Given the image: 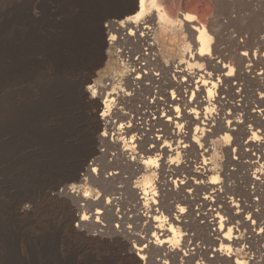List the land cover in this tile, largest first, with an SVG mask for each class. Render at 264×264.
I'll return each mask as SVG.
<instances>
[{"label":"rangeland","instance_id":"374dc122","mask_svg":"<svg viewBox=\"0 0 264 264\" xmlns=\"http://www.w3.org/2000/svg\"><path fill=\"white\" fill-rule=\"evenodd\" d=\"M154 4L142 17L149 35L134 42L113 24L135 14L137 0H0V264H143L111 214L143 234L138 187H148L166 218L171 206L185 207L180 234L188 228L207 247L210 228L194 201L206 191L167 184L205 162L213 168L205 180L215 186L207 192H216L223 220L242 241L237 257L264 264V198L255 199L264 196L255 181L264 184V171L248 166V156L260 154L249 146L252 133L264 149V0ZM192 25L211 37L201 58ZM172 96L179 120L169 123L151 102ZM189 101L199 122L187 114ZM230 118L240 121L232 132L224 130ZM156 134L164 135L160 152L147 155ZM116 135L138 138L136 161L156 158L152 171L137 173L140 164L121 154ZM111 195L112 212L104 209ZM231 196L245 207L241 216ZM98 209L104 217L82 227L79 219Z\"/></svg>","mask_w":264,"mask_h":264},{"label":"bare ground","instance_id":"6f19581e","mask_svg":"<svg viewBox=\"0 0 264 264\" xmlns=\"http://www.w3.org/2000/svg\"><path fill=\"white\" fill-rule=\"evenodd\" d=\"M149 3L151 6L155 5L154 0H137L138 10L135 12V14H133L132 16H128L126 19H124L122 21L114 22L116 24H113V26L117 25L118 28H116V29L122 31V34L124 36H127L128 38L132 37V40L134 42L136 39H134L133 37L136 38V35L138 33H139V37H140V35L142 36V38L147 37L149 35V31H150L149 26L147 25L149 23L143 22L144 19H142V17L149 14V11H148L149 10L148 9ZM141 21H142V23H141ZM191 29H193V31H195L194 34L197 33V37H196L197 39L195 41L197 44H195V45L197 46V49L199 51V58H201L200 56L203 57V55L206 54L210 49L211 37L205 31V29H203L201 27L192 25ZM110 39L111 40L113 39V35H112V38H110ZM139 65L140 66L137 68V71L142 72L141 71L142 68H146V65L144 63H141V62L139 63ZM136 77L137 78L141 77V74H138V76H136ZM197 100H194V105L200 103V102H196ZM198 101H200V100H198ZM262 102L264 104V100ZM192 103H193L192 101H189V102H185L184 105L186 106V108H189V110L187 111V114L189 116L193 112L195 113L194 119L196 122L197 119H199V114L201 112L196 111V109H190L192 106ZM177 104H178L177 99L173 96H172L170 102H166V103L165 102H151V106H153L155 109H159V108H161V110L163 109V112L165 113V116H166V121L169 123H172V121H175V120H179L178 115L175 114ZM262 106H264V105H262ZM258 111L260 113H262L263 108H259ZM117 112H118V108H117ZM151 112H153V111H151ZM104 115L105 114H103L102 122H103L104 126H107L111 122H109V119L105 118ZM224 118H227V117H224ZM153 119H155V118H153ZM194 119H191V120L194 121ZM197 122H199V120ZM239 122L240 121H238V120H231V118H230V120L227 121L226 126L224 125L225 126L224 130L232 132V130H235L237 128ZM114 126H115V124H114ZM14 127L19 128L20 124H15ZM107 129L109 130L110 128H107ZM200 129H202V128H197L196 133ZM129 132H130V130L126 131V134ZM263 133H264V131H263ZM252 134H253V139L249 140V146L252 147V149L254 151L257 148L261 152L259 151V153H260L259 155L251 154L248 156L250 158L248 166H250L251 169H255L257 172H259V171L262 172V171H264V149L263 148H262L263 150L261 149V147H263L261 142H258V143L256 142V139H255L257 137L256 133H252ZM163 136H164L163 134H156L154 137H151V139L148 141V146H144V148H143L144 153H146L147 155H152V154H156V153L160 152V149L158 148V144L163 140V138H164ZM178 136H180V135L178 134ZM113 140H115L114 142H117L118 144H120L119 143L120 140L123 141V146L120 149L121 150L120 152L126 159H131L134 162L137 160L138 157L136 158V156H135V147L140 145V143H139L140 141L138 140V138H136L135 136L128 137V135H125L124 137H121L120 135H116L115 139H113ZM263 144H264V142H263ZM142 147H143V145H142ZM136 162H138V161H136ZM154 162H156V158H152V157L148 156V158H146V160H142V161L138 162L140 165H138V167H136V172L141 173V172L152 171V169H153L152 164ZM157 165H156V167H157ZM154 167H155V165H154ZM92 170L94 171V169H92ZM212 170H213L212 166H210L209 164H207L205 162L202 166H196L194 171H189L186 176L183 175V177H181L179 174L177 175L178 172H176V175H177L176 179L172 178L171 180L167 181V184L169 186H172L175 189V191L177 189V190H181V191L185 192L186 188H189L191 190V188H193V187H194V195H195V191L198 189V187L202 188L203 191L204 190L206 191L204 193V196H202V197L199 196V198L196 197L194 199V201L196 204V206H195L196 211L195 212H197V216H199L200 219L203 220L205 226L210 228V232H211L210 236L212 239H211V241L208 242L207 247H202L200 245L201 243H198L196 241L195 237L192 234L188 233V231H189V230H187L188 228L182 234H180V231L178 230V228H179V226L184 225L186 223V218H187V213L184 210L185 207L181 206L180 204L179 205H173V206H171L172 211L169 214V216L167 218L164 217L162 214H160L161 211L159 212L158 208H156L157 207V201L154 199L153 195H151L150 190H148V187H140V188L138 187L141 190L140 192H138L139 190H137L138 188H136V187H135L136 189H134V190L132 189L133 195L135 197V202L139 205V207L141 209L144 208V210H145V213L142 212L141 215H139L140 219L143 220L144 225L147 227V228L145 227V229H142V231H144L143 234L142 233L135 234L136 232L132 233L131 231H126V228L124 227L125 225L122 221L123 217L117 216V214H115V212H112L113 207H114L113 205L117 201V198L112 197L113 194L111 195V197L107 198V200L105 201L104 209H107L108 211L111 210V212H112L111 214H113L112 219L117 221L116 227L118 226L117 227L118 229L116 230V232H118L119 234H123V233L125 234L124 236H126L127 240H129L128 242H129V246H130V251L135 253L139 257V259H141L143 261V264H208V263L209 264H220V263H218V261H221V260H223V263H228V264L229 263H231V264H246V262L243 259L239 260V257H237V256H240L241 252L243 251L242 245H241L242 241L240 240V237L238 235L234 236L233 235L234 233L232 231V229H234V228L229 226V223H227L226 221L223 220V217L220 214L221 211H220V207L218 204L219 201H217V199H215V196H214L215 191H211L210 193L207 192L209 190H212L215 187V186H213L214 180L212 177H211L210 182H206V180H205V178H207L208 175L212 173ZM96 172H94V173H96ZM153 173H154V170H153ZM93 175H92V177H93ZM189 175H192L194 178L190 177ZM110 176L113 177V174L110 173ZM98 179H100V178H98ZM255 181H256V183H259L260 185H264V184L260 183L261 179L257 175H255ZM254 185H255V183H254ZM224 187H226V186H224ZM67 188L68 187L66 185L64 188V191H65L64 193L69 192ZM118 189H120V188H118ZM190 190H187V192H190ZM118 191H120V190H118ZM32 192H33V190H32ZM218 193H219V191H218ZM141 194H143V196H140ZM257 194L258 193H256V195ZM258 195L260 196V197H258L260 200L258 198H255L257 201L256 203H258L259 201H262L264 198V196L262 194H258ZM221 196L222 195L220 194L219 197H221ZM235 199L236 198H234L233 196L229 197L230 202L233 204L232 206H234L235 214H238L239 216H241L242 212H244L245 207L241 206V204H238L237 202H235L236 201ZM240 201H242V200L240 199ZM254 205H256V204H254ZM77 208L79 209V207H77ZM221 209H223V207ZM245 214H247V213H245ZM102 215L104 217V211L101 209H98L95 213L93 212L89 215H83V216L81 215L82 217L79 219L80 224L82 227L86 226V224H91V223L93 224V221H98L99 218L102 217ZM248 217H249V215H248ZM248 217H247V220H248ZM247 220H246V222H248ZM90 227H91V225H90ZM119 227L121 228V230H119ZM138 230L141 231V229H138ZM126 238H125V240H126ZM242 255H243V253H242ZM201 256L204 257L203 261H202ZM234 256H236L237 258L234 259ZM262 262H264V261H262Z\"/></svg>","mask_w":264,"mask_h":264}]
</instances>
